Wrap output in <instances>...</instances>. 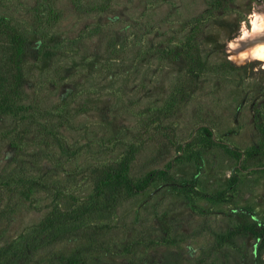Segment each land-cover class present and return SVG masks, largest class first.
Listing matches in <instances>:
<instances>
[{
	"label": "rangeland",
	"instance_id": "obj_1",
	"mask_svg": "<svg viewBox=\"0 0 264 264\" xmlns=\"http://www.w3.org/2000/svg\"><path fill=\"white\" fill-rule=\"evenodd\" d=\"M262 6L0 0L27 41L16 111L0 113V264H264L238 230L264 225V61L227 50Z\"/></svg>",
	"mask_w": 264,
	"mask_h": 264
},
{
	"label": "trees",
	"instance_id": "obj_2",
	"mask_svg": "<svg viewBox=\"0 0 264 264\" xmlns=\"http://www.w3.org/2000/svg\"><path fill=\"white\" fill-rule=\"evenodd\" d=\"M27 49L25 36L4 17H0V113H10L16 111V98L22 92V81L25 73L24 54ZM198 49V48H197ZM189 67L194 69L198 64L203 66L200 53L190 52ZM230 152L235 154L238 149L227 147ZM132 157H126L118 163V168L102 169L103 177L96 183V195L98 197L107 194V187L113 182L123 183L128 176L129 166ZM166 169H158L149 175V178L155 179L159 174H164ZM169 184L175 187L186 188L195 194H201L197 189L196 182L191 180L176 181L172 176L167 175ZM29 189L28 192H30ZM239 232L246 231L259 238L258 249L264 248V225L253 223H244ZM73 262V261H71ZM74 264H77L76 262Z\"/></svg>",
	"mask_w": 264,
	"mask_h": 264
},
{
	"label": "bare ground",
	"instance_id": "obj_3",
	"mask_svg": "<svg viewBox=\"0 0 264 264\" xmlns=\"http://www.w3.org/2000/svg\"><path fill=\"white\" fill-rule=\"evenodd\" d=\"M251 18V27L244 26L240 35L228 45L229 57L234 61H264V8L251 14Z\"/></svg>",
	"mask_w": 264,
	"mask_h": 264
},
{
	"label": "flooded vegetation",
	"instance_id": "obj_4",
	"mask_svg": "<svg viewBox=\"0 0 264 264\" xmlns=\"http://www.w3.org/2000/svg\"><path fill=\"white\" fill-rule=\"evenodd\" d=\"M262 8H264V6H262ZM262 39L264 40V35H263Z\"/></svg>",
	"mask_w": 264,
	"mask_h": 264
},
{
	"label": "water",
	"instance_id": "obj_5",
	"mask_svg": "<svg viewBox=\"0 0 264 264\" xmlns=\"http://www.w3.org/2000/svg\"><path fill=\"white\" fill-rule=\"evenodd\" d=\"M257 42V41H256Z\"/></svg>",
	"mask_w": 264,
	"mask_h": 264
}]
</instances>
